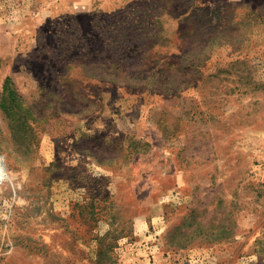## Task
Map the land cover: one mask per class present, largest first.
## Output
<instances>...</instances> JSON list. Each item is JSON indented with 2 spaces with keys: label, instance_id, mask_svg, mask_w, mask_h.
<instances>
[{
  "label": "rangeland",
  "instance_id": "rangeland-1",
  "mask_svg": "<svg viewBox=\"0 0 264 264\" xmlns=\"http://www.w3.org/2000/svg\"><path fill=\"white\" fill-rule=\"evenodd\" d=\"M0 264H264V0H0Z\"/></svg>",
  "mask_w": 264,
  "mask_h": 264
},
{
  "label": "trees",
  "instance_id": "trees-1",
  "mask_svg": "<svg viewBox=\"0 0 264 264\" xmlns=\"http://www.w3.org/2000/svg\"><path fill=\"white\" fill-rule=\"evenodd\" d=\"M21 102L22 96L18 93L11 77L7 76L2 85L0 108L12 116L13 111L19 107Z\"/></svg>",
  "mask_w": 264,
  "mask_h": 264
}]
</instances>
